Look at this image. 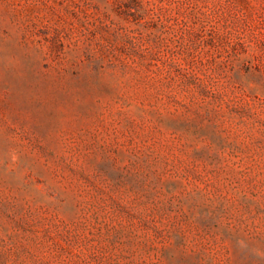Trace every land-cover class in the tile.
<instances>
[{
    "label": "rangeland",
    "instance_id": "374dc122",
    "mask_svg": "<svg viewBox=\"0 0 264 264\" xmlns=\"http://www.w3.org/2000/svg\"><path fill=\"white\" fill-rule=\"evenodd\" d=\"M0 264H264V0H0Z\"/></svg>",
    "mask_w": 264,
    "mask_h": 264
}]
</instances>
